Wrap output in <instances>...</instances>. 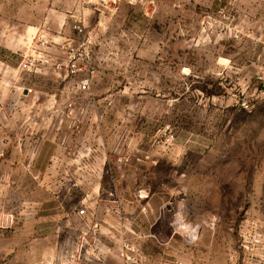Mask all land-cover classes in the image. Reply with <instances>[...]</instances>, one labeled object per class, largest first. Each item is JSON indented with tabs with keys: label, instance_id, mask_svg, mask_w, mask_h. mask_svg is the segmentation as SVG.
<instances>
[{
	"label": "rangeland",
	"instance_id": "374dc122",
	"mask_svg": "<svg viewBox=\"0 0 264 264\" xmlns=\"http://www.w3.org/2000/svg\"><path fill=\"white\" fill-rule=\"evenodd\" d=\"M76 21L84 92L6 44ZM262 76L264 0H0V264H264Z\"/></svg>",
	"mask_w": 264,
	"mask_h": 264
},
{
	"label": "built area",
	"instance_id": "2783aa9c",
	"mask_svg": "<svg viewBox=\"0 0 264 264\" xmlns=\"http://www.w3.org/2000/svg\"><path fill=\"white\" fill-rule=\"evenodd\" d=\"M227 20H231V17L228 16ZM72 30L76 37L64 38L61 41L51 32L35 36L32 40L31 53L25 56L22 66L26 71L34 74L49 70L66 78L84 75L78 83L79 90L84 92L88 90L90 75L93 74V70L90 68L93 42L85 36L81 21H76ZM259 80V93L264 97V76ZM79 215L84 216L85 211L81 210ZM123 258L124 262L121 264H145L131 253H126Z\"/></svg>",
	"mask_w": 264,
	"mask_h": 264
},
{
	"label": "crops",
	"instance_id": "0c3cea01",
	"mask_svg": "<svg viewBox=\"0 0 264 264\" xmlns=\"http://www.w3.org/2000/svg\"><path fill=\"white\" fill-rule=\"evenodd\" d=\"M36 29L34 27H30L27 31L26 34L24 35L22 41L18 40L17 37H13L7 38L6 44L8 47H18V48H22L23 50H26V53L29 54L31 53V45H32V40L33 38L38 34L39 29H36L35 32H33V30ZM53 35V34H52ZM20 36V35H19ZM57 37V36H55ZM59 38V37H58ZM56 38V39H58ZM61 41V39H59ZM25 53V54H26ZM11 144L10 141H0V173L1 175H5L8 174V163L10 162V156L12 154H10V148ZM17 158V165H19L18 162V155H16ZM23 255H18L17 256V262H21V264H25V254L22 253Z\"/></svg>",
	"mask_w": 264,
	"mask_h": 264
}]
</instances>
